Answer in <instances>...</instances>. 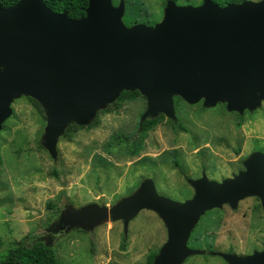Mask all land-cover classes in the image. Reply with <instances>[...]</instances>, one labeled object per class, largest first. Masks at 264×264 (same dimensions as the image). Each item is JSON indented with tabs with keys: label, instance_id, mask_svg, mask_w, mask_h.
<instances>
[{
	"label": "water",
	"instance_id": "obj_1",
	"mask_svg": "<svg viewBox=\"0 0 264 264\" xmlns=\"http://www.w3.org/2000/svg\"><path fill=\"white\" fill-rule=\"evenodd\" d=\"M85 14L57 13L43 0L0 5V131L12 101L29 96L46 110L44 147L55 155L57 137L74 122L87 125L121 91L137 90L148 100L143 117L173 116L174 95L189 104L226 102L243 112L264 101V0L218 5L202 0L178 6L168 0L154 25L123 20V0H87ZM192 197L173 200L145 179L112 207L96 203L68 210L64 224L95 225L122 220L124 233L139 211L149 209L167 227V240L153 264H181L197 252L187 239L208 210L257 197L264 212V152H253L244 169L221 181L205 174L189 179ZM229 264H264V247L253 254H223Z\"/></svg>",
	"mask_w": 264,
	"mask_h": 264
},
{
	"label": "rangeland",
	"instance_id": "obj_2",
	"mask_svg": "<svg viewBox=\"0 0 264 264\" xmlns=\"http://www.w3.org/2000/svg\"><path fill=\"white\" fill-rule=\"evenodd\" d=\"M167 1L123 0V16L157 23ZM173 1L178 6L202 3ZM31 99L21 95L12 101V113L0 131V250L21 239L30 244L41 240L53 247L62 264H145L148 253H158L167 240L166 224L154 211H139L126 233L122 220L68 225L65 214L90 203L112 207L147 178L159 194L183 201L194 194L189 179L205 174L221 181L243 170L254 151L264 152V101L237 112L228 111L225 101L207 106L200 99L189 104L174 95L173 116L163 114V120L147 131L138 153L130 154L115 137L135 135L148 108L147 98L140 94L117 111L103 112L106 105L98 109L95 127L81 128L70 139L60 134L52 155L43 144L46 110L37 101L40 112ZM187 245L197 252L181 264H229L223 254L261 251L264 212L259 199L246 197L235 207L223 204L206 211Z\"/></svg>",
	"mask_w": 264,
	"mask_h": 264
},
{
	"label": "trees",
	"instance_id": "obj_3",
	"mask_svg": "<svg viewBox=\"0 0 264 264\" xmlns=\"http://www.w3.org/2000/svg\"><path fill=\"white\" fill-rule=\"evenodd\" d=\"M18 0H0V5L3 7H8ZM45 5L48 6L52 11L60 13L65 11L69 17L78 18L85 14V9L87 7V0H43ZM214 1V0H213ZM242 1V0H239ZM114 5L117 4V1L112 0ZM222 6V4H220ZM123 22L127 26H131L135 23H138L135 19H131L124 14L122 17ZM155 22L151 21L149 25H154ZM140 96V93L137 90L128 91L123 90L120 92L116 100L108 104L102 111L103 112H112L117 111L123 102L132 101L137 99ZM35 107H37L40 112L43 113V109L37 101L31 99ZM163 120V114H158L156 116H148L141 118L138 129L132 139L126 135H117L115 140L118 144H124L125 148L129 151L130 154L138 153V150L141 148L143 143V138L153 126L158 124ZM99 119L95 116L90 123L87 125H78L76 123H70L67 125L63 132V136L68 137L69 139L73 136V133L78 131L81 128H92L97 126ZM237 125H241L238 122ZM181 129L185 130L181 126ZM0 158V164H1ZM175 166H178L179 163L177 160L174 161ZM3 244L0 239V246ZM124 248V245H122ZM156 251H150L146 257L145 264H153L154 258L156 256ZM0 264H62L61 259L56 254L52 246L45 244L41 240H35L31 244L26 243L25 239H21L7 246V248L0 250Z\"/></svg>",
	"mask_w": 264,
	"mask_h": 264
},
{
	"label": "flooded vegetation",
	"instance_id": "obj_4",
	"mask_svg": "<svg viewBox=\"0 0 264 264\" xmlns=\"http://www.w3.org/2000/svg\"><path fill=\"white\" fill-rule=\"evenodd\" d=\"M256 151H260V150H256ZM255 152V151H254ZM262 152V151H261ZM244 169V168H243ZM196 179V178H195ZM252 197V196H251Z\"/></svg>",
	"mask_w": 264,
	"mask_h": 264
}]
</instances>
